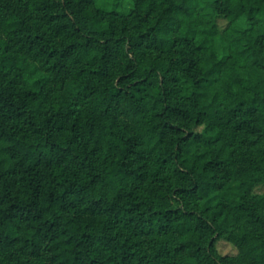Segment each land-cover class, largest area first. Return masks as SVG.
Listing matches in <instances>:
<instances>
[{"label": "trees", "instance_id": "trees-1", "mask_svg": "<svg viewBox=\"0 0 264 264\" xmlns=\"http://www.w3.org/2000/svg\"><path fill=\"white\" fill-rule=\"evenodd\" d=\"M0 264H264V0H0Z\"/></svg>", "mask_w": 264, "mask_h": 264}, {"label": "rangeland", "instance_id": "rangeland-1", "mask_svg": "<svg viewBox=\"0 0 264 264\" xmlns=\"http://www.w3.org/2000/svg\"><path fill=\"white\" fill-rule=\"evenodd\" d=\"M257 189L262 190L263 187H258ZM217 248L222 254L236 252V247L231 242L225 239H220L217 241Z\"/></svg>", "mask_w": 264, "mask_h": 264}]
</instances>
